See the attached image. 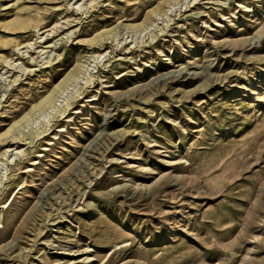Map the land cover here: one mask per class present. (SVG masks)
Wrapping results in <instances>:
<instances>
[{"label": "rangeland", "instance_id": "374dc122", "mask_svg": "<svg viewBox=\"0 0 264 264\" xmlns=\"http://www.w3.org/2000/svg\"><path fill=\"white\" fill-rule=\"evenodd\" d=\"M0 264H264V0H0Z\"/></svg>", "mask_w": 264, "mask_h": 264}]
</instances>
